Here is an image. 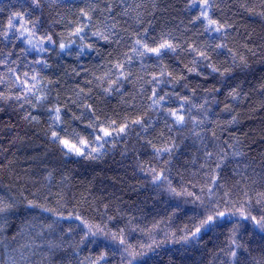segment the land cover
<instances>
[{"label": "snow or ice", "instance_id": "snow-or-ice-1", "mask_svg": "<svg viewBox=\"0 0 264 264\" xmlns=\"http://www.w3.org/2000/svg\"><path fill=\"white\" fill-rule=\"evenodd\" d=\"M222 3L186 0L185 10L190 14L187 25L175 31L161 30L158 35L150 28L142 29L143 5L128 0H23L18 5L0 7V103H15L24 121L46 125L44 136L63 157L99 159L109 151V145L114 149L117 141L127 143L126 138L134 134L143 150L137 152L135 168L144 179L171 197L196 206L190 210L195 223L191 229L185 225L179 241L192 243L209 233L224 234V246L213 256L212 264H249L251 252L242 233L251 238L259 236L261 257L252 258L251 264H264V164L259 171L253 161L242 171L226 173L228 149H232L233 158L244 153L222 141L217 129L223 133L237 122V117L233 115L221 124L211 118L209 108L208 96L212 103H224L225 112L232 111L225 101L239 103L246 99L242 86L231 82L237 71L250 67L240 48L256 55L247 43L240 45L232 37L238 26L224 13ZM54 7L76 11L72 19L60 16L49 24L45 10ZM238 7L264 20V0H241ZM61 25L63 30L56 31ZM93 53L102 63L95 64L94 70L82 65L80 71L73 69L79 78L74 85L62 89L61 80L52 78L58 77L50 63L53 54L57 58L74 55L79 63ZM64 74L67 76V71ZM193 76L215 81L210 89L204 88L207 95L199 104L186 92L196 94L195 88L189 89ZM129 84L134 91L128 90ZM261 89L264 91V85ZM225 92V100H218ZM114 98L120 109L107 110ZM185 130L190 136H185ZM181 136L191 138L196 148L181 167L187 170L190 164L195 171L186 179L177 170L179 181L174 183L173 169L183 144L177 139ZM51 178L49 172V185ZM68 180L63 176L61 185ZM63 191L62 187L52 193L51 187L47 188L44 200L53 197L55 207L23 198L29 209L39 208L55 216L53 223L68 224L66 232L61 229L62 239L69 241L73 256L89 252L76 264H111L110 255L117 253L120 264H149L147 252L161 242L153 239L137 247L128 241L127 234L136 230L151 234L160 221L151 228H141L135 216H128L121 227L117 214L123 218L126 213L119 208L117 214H110L108 204H103V210L96 206L93 210L97 215L91 217L76 207L68 210ZM16 206L14 197L0 196V213L6 214ZM180 207L177 202L175 209ZM169 239L177 240L176 233H166L165 241ZM59 246L48 243L49 250Z\"/></svg>", "mask_w": 264, "mask_h": 264}, {"label": "trees", "instance_id": "trees-1", "mask_svg": "<svg viewBox=\"0 0 264 264\" xmlns=\"http://www.w3.org/2000/svg\"><path fill=\"white\" fill-rule=\"evenodd\" d=\"M22 2L23 0H0V7L9 3L18 5ZM128 2L143 5L140 10L143 18L142 29L150 28L153 34L158 35L161 30L175 31L188 23L190 14L185 10L186 0H128ZM240 2L241 0H223L222 7L224 13L231 16L238 26V32H232L235 41L240 45L247 43L248 47L256 52V55H252L244 48H240L241 53L247 55L250 67L244 71H237L236 77L231 82L242 86L246 99L239 103L225 101L232 108L231 112H225L222 111L224 103H212V97L208 96L213 120L224 124L231 120L233 115L237 117V122L227 126L223 133L217 129L222 141L233 144L238 151L244 153L243 157L233 158L232 149H228L227 174H231L233 169L242 171L246 163L250 164L253 161L257 171L260 170L261 164H264V91L261 89L264 85V47H262L264 20L258 16H250L239 9ZM75 11V8L69 10L67 7L48 8L45 10V16L51 24L60 16L72 19ZM233 13L236 15L233 16ZM217 15H220L219 10ZM62 30V25L56 27V31ZM2 47L3 45L0 44V48ZM16 51L18 53L19 49L17 48ZM50 63H53L52 71L58 73V77L52 78H59L61 88L66 89L79 79L74 76L73 69L80 71L82 65L94 70L93 66L102 61L95 53L83 57L79 63L74 55L57 58L53 54ZM65 71L68 73L67 76L64 74ZM81 75L83 76V73ZM214 83L211 78L205 82L202 78L193 76L190 78L189 89L195 88L196 94L192 96L190 91L186 90V92L194 103L199 104L207 95L204 88L210 89ZM127 88L130 92L135 90L131 84L127 85ZM225 95L226 92L217 99L224 101ZM120 107L118 99L114 98L107 110H119ZM44 127L46 125L43 123L34 126L24 121L15 103L11 105L7 102L0 103V196L14 197L17 203L10 212L0 213V264H76L77 259L89 255L85 250L80 252L78 257L73 256L69 241L66 238L62 239L61 229L66 232L67 223L63 221L53 223L56 217L51 213L39 208L27 207L24 196L55 207L53 197H49L47 202L44 200L48 187H51L52 193L60 191L63 187V195L68 201L67 209L76 207L77 210L91 217L97 215L93 210L96 206L103 210V204H108L110 214H117L116 209L119 208L126 213L123 218L117 214L121 227L127 223L128 216H135V223L141 228H151L153 223L160 221L159 227L151 234L139 230L129 231L127 234L128 241L137 247L140 244H150L153 239L161 242L154 251L147 252L150 257L149 264H212L213 256L224 246L225 235L209 233L201 240L192 243L179 241V237L184 234L181 230L185 225L191 229L195 223L190 210L196 206L191 202L185 204L182 198L171 197L144 179L135 168L137 152L143 150L136 144L134 134L126 138L127 143L117 141L114 149L109 145V151L101 158L88 160L74 156L63 157L44 136ZM185 136H190L187 130ZM181 140H183L181 152L177 154V162L173 169L174 183L179 181L177 170L183 172L186 179L190 178L192 171H195L190 164L187 170L181 167L196 152L191 138L178 137L177 143ZM49 172L52 173L51 185L46 179ZM63 176H68L69 180L61 185ZM21 192L23 196L20 195ZM33 193L36 195H32ZM177 202L181 205L180 209H175ZM166 233L169 235L176 233L177 240L165 241ZM242 236L251 252V256L247 258L251 264L252 258L261 257V241L259 236L251 238L243 233ZM74 239L78 240L79 236L75 235ZM49 242L60 246L49 250ZM24 245L30 247L25 248ZM109 259L111 264H120L119 253L115 256L110 255Z\"/></svg>", "mask_w": 264, "mask_h": 264}]
</instances>
